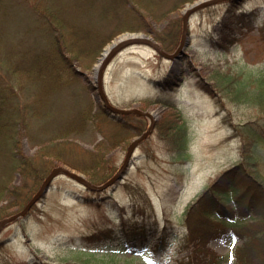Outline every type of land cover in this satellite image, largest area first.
Masks as SVG:
<instances>
[{"label":"rangeland","instance_id":"1","mask_svg":"<svg viewBox=\"0 0 264 264\" xmlns=\"http://www.w3.org/2000/svg\"><path fill=\"white\" fill-rule=\"evenodd\" d=\"M64 1L53 0V5L64 16L65 32L76 48L92 46L95 43L90 40L94 35L105 36L114 30L112 38L100 47L94 65L103 49L119 35L133 33L131 37H140L139 33H144L154 39V33L169 28L173 20L178 21L181 33L186 6L206 0H127L126 5L122 0ZM135 3L142 7H137ZM128 7L132 10L134 8L132 14L146 23L145 28L116 31L124 24H129ZM255 10L260 12L254 23L255 28L243 30L241 24L244 18L248 21L253 17L245 16V12ZM263 18L264 0L219 1L202 6L189 15L190 45L178 57H159L151 47L140 43L128 45L113 55L105 72V89L111 103L118 107H138L156 113L153 132L136 146L122 178L99 195L93 196L86 192L66 176L54 178L46 194L32 206L27 216L10 222L0 232V264H57L63 261L82 264H177L183 253L192 255L193 264H204L208 257L203 250H195L192 243L182 253L176 252L174 246H163L158 248L159 255L153 254L150 245L155 244L156 240L152 236L148 237L149 243L140 250L121 246L113 256L109 252L102 254V249L93 254L80 253L78 250L84 248L81 237L108 226L119 227L134 221L157 226L165 222L173 223L183 233L181 226H186L184 223L189 217H183L182 213L188 204L217 174L236 162L239 155V139L222 122L220 105L215 106L213 97L202 85L208 83L212 87L217 72L233 71L245 62L257 65L264 61V35L261 34L264 32L261 29ZM25 23L29 26V21L22 13L11 18L10 36L14 30L16 33L13 37L21 34ZM236 28L243 34L237 35L238 41L229 46L227 52L222 48L209 47V34H231L230 31ZM38 32H42V28ZM135 34L138 35L133 36ZM10 53L14 55L12 60L20 69H29L32 60L27 48L10 47ZM79 69L85 71V81L95 83L91 67ZM36 70L33 68V73ZM166 78L178 80L177 88L169 92L172 105L155 100L162 95ZM195 81L199 83L198 86ZM38 83L44 90L41 86L33 87L31 99V107L34 113L37 112L38 120L35 115L31 118L27 133L18 142L21 153L30 156L40 147L48 149L52 143L49 139L54 134V127L61 122L58 113L62 111L67 116L68 107L75 109L74 104L79 99L77 88L74 87L65 94L63 92L64 96L57 99L58 106L52 105L50 112L42 111L45 104L42 98L47 93L45 87H48L43 79H38ZM92 98L99 102L94 93ZM151 99L155 101L148 103ZM172 113L186 129L188 143L184 150L177 149L180 147L174 142V135L167 133V126L162 127L165 118ZM234 113L241 115L238 111ZM147 122L150 123L149 120ZM87 125L82 135L70 139L89 150H94V145L101 141L100 156L97 155V159L93 160V156H90L91 159L87 153L86 157L77 154L76 157L74 152L84 153L76 148L71 151L73 159H55L54 156L51 159H47L48 156L36 159L32 171L43 169L53 162L54 166L62 165L78 171L85 178H88V170L95 175L106 171L108 176L100 183L111 177L123 163L126 147L134 135L125 136L120 129L92 118H88ZM112 140L114 146H110ZM8 159H12L11 149L9 143L4 141L0 144V176L5 173V179L10 171L5 172ZM9 179V185H19L24 181L32 184L31 191L29 189L27 192L29 198L42 181L34 188V174H28L24 179L18 171L12 172ZM80 195L90 200H81ZM0 197V205L12 199L5 192ZM23 204L10 206L7 215L21 209ZM190 220L196 221L195 218ZM185 230L187 232V227ZM243 239V235L227 233L221 239H209L205 246L219 254H227L232 253ZM178 241L187 242L182 234L176 237Z\"/></svg>","mask_w":264,"mask_h":264},{"label":"trees","instance_id":"2","mask_svg":"<svg viewBox=\"0 0 264 264\" xmlns=\"http://www.w3.org/2000/svg\"><path fill=\"white\" fill-rule=\"evenodd\" d=\"M122 1L127 4V0ZM135 4L138 7L139 4ZM139 6L142 7L141 4ZM126 9L129 11V24H124L116 31L145 28L146 23L132 14L134 8ZM17 13L25 16L29 26L25 23L21 34L13 37L16 31L14 30L10 36L9 20ZM259 14L258 10L247 13L245 16L253 17L248 21L245 18L246 22L242 20L243 30L254 29ZM39 28H42V32H38ZM261 29L264 30L262 22ZM165 30L169 31L165 33ZM236 30L237 28L230 31L232 35L209 34L207 39L209 47L222 48L227 52L229 46L238 41L237 35L243 34L240 29ZM65 31L64 16L59 14L53 0H0V144L4 141L9 143L12 157L6 164L5 172L10 170L8 177L5 179V173L0 176V195L5 192L8 197H12L8 203L0 205V218L8 214L10 206L22 205L30 196L27 192L31 191L32 184L27 181L19 185H9L11 180L9 176L12 172H20L24 179L28 174H34L37 181H34L35 188L46 175L45 171L54 166L53 162H50L48 169L47 165L43 169L36 168L37 171L33 172L36 159H43V156H48L47 159H51L52 156L55 159H73L71 151L76 148L84 153L74 152L75 156L77 154L86 157L88 154L89 157L93 156V160L98 158L97 155L100 156L101 141L94 145V150H89L70 139L86 131L88 118L105 122L118 129L122 128L126 135H134L147 126L144 117L110 113L101 102L92 98V85L85 81L84 74L77 70V66L85 69L91 67L100 47L112 37L114 30L105 36L94 35L90 42L95 44L84 49L76 48ZM261 34L264 35V32ZM179 35L178 21L173 20L169 28L155 32L153 36L162 49L170 52L176 46ZM17 46L28 50L32 64L27 70L20 69L12 60L14 55L10 53V47ZM33 68L37 69L35 73L32 71ZM38 79L45 80L48 87H45L47 93L42 98L45 101L42 111L50 112L52 105L58 106L57 99L74 87L77 88L79 99L74 104L75 109L68 107L67 116H64L62 111L58 113L61 122L54 127V134L49 139L52 143L48 149L40 147L30 156L21 153L18 142L21 136L27 133L31 118L35 115V119L38 120L37 112L34 113L31 107L32 88L41 86ZM164 82L166 87L159 99L155 100L172 105V95L169 92L177 88L178 80L166 78ZM195 84L198 86L199 83L195 81ZM207 84L202 86L213 97L215 106L220 105L222 122L240 141L239 155L236 162L217 174L188 204L186 211L182 213L183 217H189L184 223L186 226H181L182 230L184 229L183 233H180L182 231L173 223L165 222L163 226H157L144 221L128 222L119 227L108 226L81 237L84 248L78 250L80 253L93 254L102 249L104 250L102 254H107L109 247L121 246L137 251L146 246L149 243L148 237L152 236L156 240L155 244L150 245L153 252L165 244L174 246L176 252H183L192 243L195 250H203L204 255L208 257L204 264H264V61L257 65L245 62L233 71L217 72L213 77L212 87ZM153 100H149L148 103ZM234 111L241 115L235 114ZM162 125L172 127L174 142L180 147L177 149L184 150L188 136L185 127L178 122L174 113L168 115ZM113 141L110 146H114ZM105 172L95 175L89 173V170L86 171L88 180L92 183H100L106 179L108 175ZM1 181L6 183L2 184ZM78 184L93 196L101 194L105 189L96 190ZM79 198L84 201L90 200L84 195H80ZM190 218H195L196 221ZM185 227L188 229L187 232ZM227 233L244 236L241 244L236 246L232 253L219 254L205 246L209 239H221ZM180 234L187 242H176V237ZM110 253L113 255L115 252ZM191 256L190 253L182 255L177 264H193ZM57 264L82 263L63 261Z\"/></svg>","mask_w":264,"mask_h":264},{"label":"water","instance_id":"3","mask_svg":"<svg viewBox=\"0 0 264 264\" xmlns=\"http://www.w3.org/2000/svg\"><path fill=\"white\" fill-rule=\"evenodd\" d=\"M217 1L221 0H206L204 2H198L195 1L189 6H186L185 11L182 16V31H181V36L180 40L178 42V45L172 52H166L164 51L160 44L156 42L154 39L150 38L149 36L146 35H141L140 37H130L121 41H118L117 43H114L104 55L101 56L100 60L98 61L97 66L94 69V81H95V87H96V93L99 96L100 100L102 101L104 107L111 111L112 113H118V114H127V113H132L135 115H140V116H145L149 118V127L147 130L143 131L140 135L137 137L133 138L129 145L127 146L126 154H125V159L121 166L118 168V170L105 182H103L100 185H94L90 183L86 178L79 174L78 172H74V170H71L70 168L66 166H55L53 167L49 173L44 177L42 180L41 184L39 185L38 189L34 192V194L30 197V199L27 201V203L18 211H16L13 214H10L6 217H3L0 219V231L2 228L7 225L8 223L24 216L29 208L47 191L50 181L52 178L57 175L58 173L65 174L69 176L70 178L83 183L84 185L90 187L91 189H101L104 188L111 183H113L115 180L119 179L124 168L127 165L128 162V157L131 155L134 147L136 144H138L142 139H144L153 129L154 124H155V118L149 111H143L139 109L138 107H129V108H120V107H115L112 105L104 91L103 88V74L104 70L106 68L107 63L111 59L113 55H115L120 49L124 48L125 46L133 43H141V44H146L150 47H152L156 52H158L160 55H162L165 58L173 59L175 57H178L179 54H182L184 52V48L188 45V35H187V19L188 15L195 11L196 9L215 3Z\"/></svg>","mask_w":264,"mask_h":264},{"label":"bare ground","instance_id":"4","mask_svg":"<svg viewBox=\"0 0 264 264\" xmlns=\"http://www.w3.org/2000/svg\"><path fill=\"white\" fill-rule=\"evenodd\" d=\"M138 34H135V35H133V36H137ZM132 36V34H122V35H119L117 38H115L110 44H108L105 48H104V50H103V52H102V55H104L105 53H106V51L112 46V45H114V43H117L118 41H121V40H124V39H126V38H128V37H131ZM97 65V64H96ZM143 107V106H142ZM139 109H141V110H143V111H149V110H147V109H144V108H139ZM149 112H151V111H149ZM127 114H132V113H127ZM151 114L154 116V118H155V123H156V117H157V114L156 113H154V112H151ZM133 115H135V114H133ZM137 116H140V115H137ZM141 117H144L146 120H149V118H147V117H145V116H141ZM164 119V118H163ZM149 127V125L148 126H146L145 127V129H143L144 131L145 130H147V128ZM154 127H155V124H154ZM154 127H153V129H152V131L151 132H153V130H154ZM162 127H166V125H162ZM168 127V132L167 133H170L171 134V136L174 134V131H173V129H172V127H170V126H167ZM120 130L122 131V133L123 134H125V136H126V132H125V130L124 129H122V128H120ZM150 132V133H151ZM230 132H232L231 130H230ZM150 133L148 134V135H150ZM141 134V132H138V133H136V134H134V136H133V138H135V137H137L138 135H140ZM232 134H233V132H232ZM147 135V136H148ZM146 136V137H147ZM233 136H235L234 134H233ZM145 137V138H146ZM132 138V139H133ZM144 138V139H145ZM131 139V140H132ZM144 139H142V140H144ZM141 140V141H142ZM140 141V142H141ZM132 156H133V153H131V155L128 157V162H127V164H129L130 163V161H131V159H132ZM124 159H125V156H124ZM124 159H123V161H124ZM226 169V168H225ZM224 169V170H225ZM74 172H78V171H74ZM222 172V171H221ZM79 173V172H78Z\"/></svg>","mask_w":264,"mask_h":264}]
</instances>
